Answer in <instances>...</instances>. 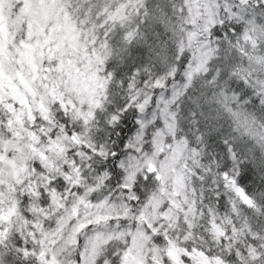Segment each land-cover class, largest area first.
Instances as JSON below:
<instances>
[{"label": "snow or ice", "instance_id": "6c2138e0", "mask_svg": "<svg viewBox=\"0 0 264 264\" xmlns=\"http://www.w3.org/2000/svg\"><path fill=\"white\" fill-rule=\"evenodd\" d=\"M0 264H264V0H0Z\"/></svg>", "mask_w": 264, "mask_h": 264}]
</instances>
